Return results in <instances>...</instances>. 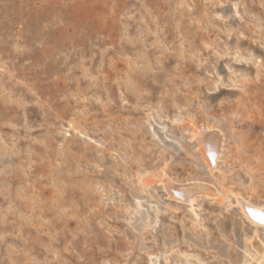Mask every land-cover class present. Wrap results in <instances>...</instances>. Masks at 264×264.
I'll list each match as a JSON object with an SVG mask.
<instances>
[{"label":"rangeland","instance_id":"374dc122","mask_svg":"<svg viewBox=\"0 0 264 264\" xmlns=\"http://www.w3.org/2000/svg\"><path fill=\"white\" fill-rule=\"evenodd\" d=\"M188 120L264 202V0H0V264L255 263L237 206L137 183L208 177Z\"/></svg>","mask_w":264,"mask_h":264},{"label":"bare ground","instance_id":"6f19581e","mask_svg":"<svg viewBox=\"0 0 264 264\" xmlns=\"http://www.w3.org/2000/svg\"><path fill=\"white\" fill-rule=\"evenodd\" d=\"M182 126L187 131L189 139L194 143V154L203 165L208 177L196 175L184 181H180V179L176 180L169 175L164 168H159L158 170H145L140 173L137 178L140 189L145 191L153 185H157L162 189L167 200L170 201V205H167V207L170 206L175 208L176 206H185L196 219L198 218L197 208L200 207L199 205L203 201L222 206L226 205L227 207H231L234 204L237 206L238 213H240L241 217L250 225L255 228H264V202L251 201L247 199L249 197L245 198L246 196L243 197L244 195L241 196V194L235 193L232 189L225 187V182L223 184V180L226 177L225 173L221 171V165L227 163L225 150L227 149L226 141L228 135L226 130L218 124L198 126L192 120L184 121ZM136 205H140L138 201H136ZM194 224L196 225V222ZM261 246V252L256 250L253 253H248L247 263H253L254 260H256L253 264H264L263 243ZM167 258L168 257H166V259ZM152 264H158V259H155V261L152 260ZM175 264L190 263L188 257L182 253V255L179 256V261L175 262Z\"/></svg>","mask_w":264,"mask_h":264}]
</instances>
